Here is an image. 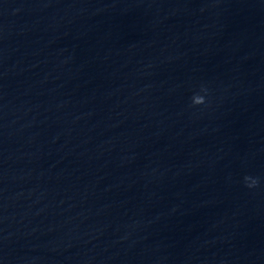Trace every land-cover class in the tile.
I'll return each mask as SVG.
<instances>
[{
    "label": "clouds",
    "instance_id": "obj_1",
    "mask_svg": "<svg viewBox=\"0 0 264 264\" xmlns=\"http://www.w3.org/2000/svg\"><path fill=\"white\" fill-rule=\"evenodd\" d=\"M204 102V99H203V97H201V96H196V97H194V103L195 104H202ZM245 179H250V178H248V177H246ZM256 183H257V181L256 180H251V183H249L248 184V187H254V186H256Z\"/></svg>",
    "mask_w": 264,
    "mask_h": 264
}]
</instances>
